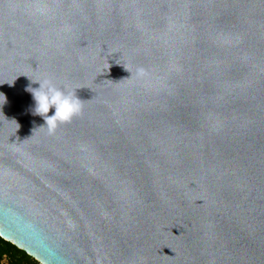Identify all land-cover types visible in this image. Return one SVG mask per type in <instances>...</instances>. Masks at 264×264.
Masks as SVG:
<instances>
[{
    "label": "water",
    "instance_id": "obj_1",
    "mask_svg": "<svg viewBox=\"0 0 264 264\" xmlns=\"http://www.w3.org/2000/svg\"><path fill=\"white\" fill-rule=\"evenodd\" d=\"M0 236L264 264V0H0Z\"/></svg>",
    "mask_w": 264,
    "mask_h": 264
},
{
    "label": "trees",
    "instance_id": "obj_2",
    "mask_svg": "<svg viewBox=\"0 0 264 264\" xmlns=\"http://www.w3.org/2000/svg\"><path fill=\"white\" fill-rule=\"evenodd\" d=\"M0 264H40V262L0 236Z\"/></svg>",
    "mask_w": 264,
    "mask_h": 264
}]
</instances>
